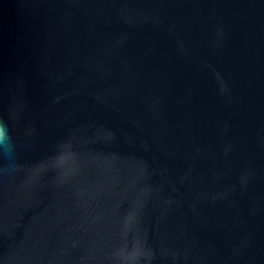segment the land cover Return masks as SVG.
Instances as JSON below:
<instances>
[{"label":"water","instance_id":"water-1","mask_svg":"<svg viewBox=\"0 0 264 264\" xmlns=\"http://www.w3.org/2000/svg\"><path fill=\"white\" fill-rule=\"evenodd\" d=\"M0 264H264V0H0Z\"/></svg>","mask_w":264,"mask_h":264},{"label":"clouds","instance_id":"clouds-1","mask_svg":"<svg viewBox=\"0 0 264 264\" xmlns=\"http://www.w3.org/2000/svg\"><path fill=\"white\" fill-rule=\"evenodd\" d=\"M18 167V145L8 123L0 120V175H14Z\"/></svg>","mask_w":264,"mask_h":264}]
</instances>
